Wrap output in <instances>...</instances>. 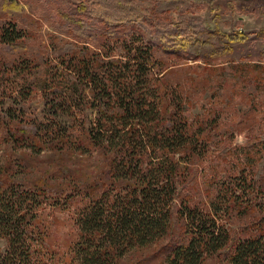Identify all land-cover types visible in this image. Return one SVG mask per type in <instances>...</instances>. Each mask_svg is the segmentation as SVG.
I'll return each mask as SVG.
<instances>
[{
    "label": "trees",
    "instance_id": "obj_1",
    "mask_svg": "<svg viewBox=\"0 0 264 264\" xmlns=\"http://www.w3.org/2000/svg\"><path fill=\"white\" fill-rule=\"evenodd\" d=\"M70 2L61 11V24L85 42L121 31L127 33L123 39L140 42L132 56L126 50L125 61L133 63L134 72L118 71L122 60L106 63L90 53L66 54V73L58 78L77 97L49 105L47 122H29L16 102H1L0 138L11 148H40L43 139H56L81 153L94 148L110 153L109 168L85 185L54 193L39 182L21 186L14 174L6 176L8 166L0 165V238L6 239L0 264H46L38 212L48 204L57 207L71 192L85 203L75 217L77 234L65 264H119L129 252L152 245L154 253L136 264H264V203L256 198L253 184L244 181L242 172L236 183L229 178L196 183L200 175L195 165L205 154L212 122L193 127L174 93L134 90L151 73L152 53L183 56L195 44L187 17H172L165 25L149 13L166 16L197 3L212 5L213 0ZM0 35L7 45L22 37L16 24L2 28ZM28 66L18 62L11 68L22 74ZM49 121L59 128L49 130ZM233 214L240 230L231 233L220 221L226 223ZM162 238L166 243L160 244Z\"/></svg>",
    "mask_w": 264,
    "mask_h": 264
},
{
    "label": "rangeland",
    "instance_id": "obj_2",
    "mask_svg": "<svg viewBox=\"0 0 264 264\" xmlns=\"http://www.w3.org/2000/svg\"><path fill=\"white\" fill-rule=\"evenodd\" d=\"M70 1L0 0V32L16 24L22 34L13 45L5 44L0 35V106L1 102H16L29 122H47L49 105L64 97H77L67 93L60 83L69 60L66 54L90 53L98 62L122 60L118 71L127 74L135 70L132 62L125 61L126 50L132 56L140 42L123 39L127 33L122 31L85 42L84 36L73 34L72 27L61 24V11L70 7ZM158 14L152 10L149 16L165 25L172 17H187L195 31V44L183 56L152 53L151 73L134 90L139 92L141 88L147 95L174 93L184 104V114L193 127L200 121L212 122L203 146L205 154L195 165L199 186L211 178H229L236 183L235 178L242 172L244 181L253 184L256 198L264 203V0H213L212 5L197 3L181 12ZM18 62L29 65L22 74L11 68ZM51 122L47 123L49 130L54 127ZM10 146L0 138V165L4 169L8 166L6 176L14 174L21 186L39 182L54 193L63 187L70 191L95 180L109 168L110 153L105 155L94 148L81 153L68 144L60 145L56 139H43L40 148L35 149ZM59 203L57 207L48 204L38 212L36 225L45 235L49 255L46 264H65L77 234L75 217L85 202L71 192ZM220 224L231 233L240 230L236 214ZM164 243L162 238L160 244ZM154 246L129 252L119 264H136L142 256L152 255L157 248ZM5 247L6 239L0 238V251ZM206 264L216 263L208 260Z\"/></svg>",
    "mask_w": 264,
    "mask_h": 264
}]
</instances>
